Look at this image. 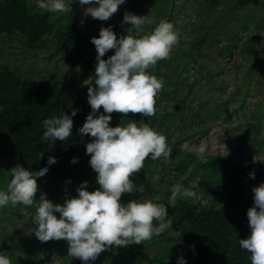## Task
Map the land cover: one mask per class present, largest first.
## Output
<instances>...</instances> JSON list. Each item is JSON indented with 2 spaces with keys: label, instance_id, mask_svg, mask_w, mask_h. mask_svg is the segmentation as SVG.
Masks as SVG:
<instances>
[{
  "label": "rangeland",
  "instance_id": "obj_1",
  "mask_svg": "<svg viewBox=\"0 0 264 264\" xmlns=\"http://www.w3.org/2000/svg\"><path fill=\"white\" fill-rule=\"evenodd\" d=\"M24 1L28 12L43 17L49 30L35 45L18 31L9 35L0 32V69L11 70L24 84L39 80L54 83L62 96H80L88 108L89 85L84 81L94 86L95 46L90 40L82 57L71 62L57 47L59 33L72 27L90 39L99 35L101 27L111 25L119 38L131 27L122 23L126 11L175 25L178 44L169 58L149 70L164 81L156 98V114L111 113L114 125L126 124L129 119L149 123L167 136L173 150L169 160L146 159L145 167L130 177L144 184L145 192L124 193L122 203L140 196L151 198L165 204L169 218L176 220L182 204L219 208L225 201L208 191L200 200L178 198L175 205L169 203V197L178 183L188 188L194 183L221 188L228 170L223 171L216 160L229 157L250 179L246 198L253 204L252 188L264 181V0H126L106 21L85 15L87 5L73 3L67 12L54 13L39 8L36 0ZM154 27L146 25L145 31ZM112 54L114 50H109L103 58ZM202 142L208 145L204 154L197 151ZM17 163L38 171L25 160L0 159V187H6L7 171ZM250 172L255 173L254 179ZM82 181L55 183L38 177L34 198L42 191L53 203L63 204L66 197L78 194L76 188ZM98 187L97 182L88 183L87 190ZM34 215L35 204L0 209V251L13 264H82L79 258L67 255L66 240H38L32 232ZM181 249V232L168 230L141 244L109 248L90 264H168Z\"/></svg>",
  "mask_w": 264,
  "mask_h": 264
},
{
  "label": "clouds",
  "instance_id": "obj_2",
  "mask_svg": "<svg viewBox=\"0 0 264 264\" xmlns=\"http://www.w3.org/2000/svg\"><path fill=\"white\" fill-rule=\"evenodd\" d=\"M36 2L42 10L54 13L67 12L73 3L87 5L85 15L106 21L126 0ZM124 22L131 25L126 29V35L117 38V33L109 25L101 27L99 35L90 38L97 53L94 86L92 82L84 81L89 85L87 101L91 111L78 132L81 136L93 138L85 147L86 153L90 154L88 163L96 173L99 187L89 191V182L82 181L76 188L78 194L66 197L63 204L53 203L42 191L36 199L37 178L43 177L49 168L44 166L32 171L19 163L7 171L6 187H0V209L35 204V227L32 232L38 240H66L67 255L79 258L82 264H90L109 248L151 240L171 230L173 225L163 203L141 196L127 203L120 200L124 193L145 192V185L135 183L130 177L145 167L146 159L172 158L173 150L167 136L149 123L129 119L126 124L111 126L110 121L113 112L125 115L140 113L144 117L156 114V98L163 90L164 81L149 70L158 61L170 57L179 42V34L173 22L163 18L157 22L154 16L148 14L137 15L126 11ZM146 25L155 27L146 32ZM109 50H114V54L104 59ZM77 111L73 109L71 114L44 119L42 139L52 144L57 140L66 141L73 135V117ZM207 150L208 145L203 142L197 147L201 154ZM43 155L44 152H40L39 158ZM56 162V157L48 156L47 165ZM70 162L77 163L78 158L73 157ZM249 176L254 179L255 173L250 172ZM67 182L70 183V179ZM203 192L198 184L188 188L178 183L171 191L169 203L175 205L178 198L185 197L200 200ZM252 192L253 204L246 213L251 231L247 238L239 239V246L250 253L251 264H264V181L254 186ZM0 264H13L4 251H0ZM178 264L187 262L180 257Z\"/></svg>",
  "mask_w": 264,
  "mask_h": 264
},
{
  "label": "trees",
  "instance_id": "obj_3",
  "mask_svg": "<svg viewBox=\"0 0 264 264\" xmlns=\"http://www.w3.org/2000/svg\"><path fill=\"white\" fill-rule=\"evenodd\" d=\"M48 30L44 18L29 13L24 0L0 1V32L9 35L18 31L30 45H35ZM57 42L65 58L75 62L82 57L90 39L69 27L59 33ZM73 109L78 111L73 117L71 137L66 141L57 140L55 144L42 139L44 119L71 114ZM90 111L82 97L67 99L54 83L39 80L24 84L11 70L0 69V159L25 160L36 170L48 166L44 176L50 182L69 179L96 182L85 147L93 138L78 132ZM40 152L44 155L39 158ZM50 155L57 162L47 165ZM73 157L78 158L77 163L70 162ZM216 162L221 163L223 171L228 170L226 184L217 189L203 183L199 187L219 196L225 204L219 208L182 204L178 208V219L171 218V230L181 232L182 249L168 264H178L180 257L187 264H251L250 253L239 246V239L247 238L251 231L246 214L252 206L251 199L246 198L250 179L242 166L229 157H221Z\"/></svg>",
  "mask_w": 264,
  "mask_h": 264
},
{
  "label": "bare ground",
  "instance_id": "obj_4",
  "mask_svg": "<svg viewBox=\"0 0 264 264\" xmlns=\"http://www.w3.org/2000/svg\"><path fill=\"white\" fill-rule=\"evenodd\" d=\"M175 139V138H174Z\"/></svg>",
  "mask_w": 264,
  "mask_h": 264
}]
</instances>
